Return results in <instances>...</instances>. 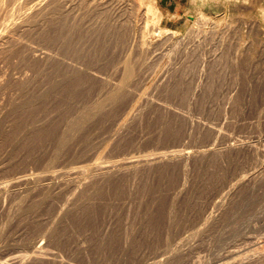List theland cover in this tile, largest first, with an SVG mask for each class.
Instances as JSON below:
<instances>
[{"label":"rangeland","instance_id":"rangeland-1","mask_svg":"<svg viewBox=\"0 0 264 264\" xmlns=\"http://www.w3.org/2000/svg\"><path fill=\"white\" fill-rule=\"evenodd\" d=\"M95 1L46 3L13 33L23 44L0 59V78L13 74L0 91V185L24 173L167 156L87 179L74 193L62 184L3 194L0 261L38 242L68 264H264V178L224 210L214 204L264 155V0ZM32 46L41 59L28 56ZM95 106L102 110L72 132L70 120ZM209 147L216 152L187 161L169 156Z\"/></svg>","mask_w":264,"mask_h":264},{"label":"bare ground","instance_id":"bare-ground-1","mask_svg":"<svg viewBox=\"0 0 264 264\" xmlns=\"http://www.w3.org/2000/svg\"><path fill=\"white\" fill-rule=\"evenodd\" d=\"M56 1H58V0H0V12H4V10L3 9H5L6 7H7V14L6 13H4V14H6V16L1 20V22H0V28H1V30H0V59H2L3 58V55L5 54V53H7V52H10L11 51V49H13L12 48V46L13 45H16L17 47L18 46H20V45H22L23 43H22V41L20 40V39H15L14 37V35H13V33L16 31V32H18L17 30H20L21 28H23L24 27V25L26 24V23H31L32 22V20H33V18H34V20L33 21H35V18H36V16H38V14H39V12H41V9H42V6L44 5V4H46V3H48V4H46V6H48V5H54V3L56 2ZM68 1V0H67ZM85 1H87V0H85ZM95 1V0H94ZM97 1V0H96ZM95 1V2H96ZM104 1V0H103ZM82 2H84V1H82ZM105 2V1H104ZM103 2V3H104ZM65 3V2H64ZM81 4V3H80ZM99 4H100V2H99ZM83 5H84V3H83ZM8 6H9V8H8ZM45 6V7H46ZM58 6V5H57ZM49 7V6H48ZM55 7V6H54ZM53 7V8H54ZM56 9V8H55ZM73 9V8H72ZM1 10H3V11H1ZM54 10V9H53ZM52 10V11H53ZM45 11V10H44ZM55 11V10H54ZM74 11V10H73ZM45 13H47V12H45ZM49 13V12H48ZM58 13V12H57ZM73 13V12H72ZM71 13V14H72ZM41 14V13H40ZM51 14V13H50ZM53 14V13H52ZM2 15V14H1ZM0 15V16H1ZM46 15V14H45ZM39 17H40V15H39ZM52 17V16H51ZM64 17V16H63ZM55 18V17H54ZM53 18V19H54ZM44 19V18H43ZM38 20V19H37ZM39 20H40V18H39ZM38 20V21H39ZM46 20V19H45ZM67 20V19H66ZM37 22V21H36ZM27 24V25H28ZM39 23L37 22V25H38ZM26 25V26H27ZM36 25V26H37ZM35 27V26H34ZM41 28V27H40ZM20 33V32H19ZM23 33H25V32H23ZM38 33V32H37ZM13 35V36H12ZM24 35V34H23ZM27 35V34H26ZM29 35V34H28ZM21 36H22V34H21ZM33 44V43H32ZM27 46H29V44L27 45ZM31 47V46H30ZM29 47V50H26V51H28V56H30V58H32V59H35V58H40L41 59V55H38V54H36L37 52H39V51H37V50H35V49H33V46H32V48H30ZM16 48V47H15ZM23 48V47H22ZM34 48H35V46H34ZM27 49H28V47H27ZM43 49V48H42ZM15 50V49H14ZM20 50V49H19ZM25 50V49H24ZM45 50V49H44ZM18 51V50H17ZM25 51V52H26ZM14 51H12V53H13ZM45 52L46 51H44L43 52V54H45ZM17 53V52H16ZM27 53V52H26ZM52 53V52H51ZM50 53V55H42V56H46V58H47V60L49 59V60H51L52 58H53V56H51L52 54ZM23 54V53H22ZM40 54V53H39ZM47 54V53H46ZM20 55V54H19ZM18 55V56H19ZM21 56H23V55H21ZM24 57H25V55H24ZM11 58V57H10ZM20 58H22V57H20ZM43 58V57H42ZM18 59V58H17ZM23 59H25V58H23ZM44 59V58H43ZM22 60V59H21ZM26 60V59H25ZM8 61V60H7ZM24 61V60H23ZM39 61V60H38ZM45 61V60H44ZM1 62H3V61H1ZM12 62V61H11ZM48 62V61H47ZM55 62V61H54ZM20 63H23V62H20ZM20 63H19V65H20ZM36 63V62H35ZM46 64V63H45ZM5 65H7L6 63H5ZM10 65V64H9ZM22 65V64H21ZM44 65V64H43ZM50 65V64H49ZM122 65V64H121ZM71 66V65H70ZM117 66V65H116ZM119 66V65H118ZM2 67V66H1ZM0 67V68H1ZM4 67H6V66H4ZM33 67V66H32ZM76 67V66H75ZM48 68V67H47ZM117 68V67H116ZM7 69V68H6ZM6 69H5V71H6ZM8 70V69H7ZM123 70L127 73V75H128V77H130V75H132V73H133V67H131L130 65H125V68H123ZM2 71V70H1ZM1 71H0V74H1ZM9 71V70H8ZM17 71V70H16ZM27 71V70H26ZM43 71V70H42ZM83 71V70H82ZM119 71V70H118ZM3 72H4V70H3ZM34 72V71H33ZM116 72H117V70H116ZM124 72V73H125ZM8 73V72H7ZM6 73V74H7ZM13 73H14V71H13ZM121 73V72H120ZM123 73V72H122ZM126 73L124 74V76L126 75ZM3 74V73H2ZM5 74V73H4ZM3 74V75H4ZM4 75L3 76V78L1 79L0 78V91L3 89V87L5 86V85H7V82L9 81V79H11L12 78V75L13 74H11V76L10 75ZM35 74V73H34ZM43 74V73H42ZM47 74V73H46ZM31 75H32V73H31ZM115 75V74H114ZM114 75H113V77H114ZM127 75H126V77H127ZM14 76H16V75H14ZM13 76V77H14ZM46 76V75H45ZM76 76V75H75ZM27 77V76H26ZM39 77V76H38ZM46 77H48V76H46ZM15 78V77H14ZM17 78V77H16ZM40 78V77H39ZM111 78V77H110ZM20 79V78H19ZM105 79V78H104ZM107 79V78H106ZM113 79V78H112ZM36 80V79H35ZM110 80V79H109ZM107 83V82H106ZM8 84H9V82H8ZM15 86V85H14ZM119 86V85H118ZM121 86V85H120ZM6 88V87H5ZM101 88H102V86H101ZM121 89V88H120ZM4 91H5V89H4ZM98 92V91H97ZM5 93V92H4ZM0 94H2V93H0ZM3 95V94H2ZM6 95V94H5ZM15 95V94H14ZM103 95V92H102V94H101V96ZM17 96V95H16ZM15 96V97H16ZM41 96V95H40ZM95 96V95H94ZM98 96H99V94H98ZM20 97V96H19ZM103 97V96H102ZM101 98V97H100ZM24 99V98H23ZM97 99H99V98H97ZM5 100V99H4ZM94 100V99H93ZM111 100V99H110ZM2 101V100H1ZM16 101V100H15ZM108 102H110V101H108ZM96 103V102H95ZM102 103V102H101ZM17 105V104H16ZM95 105V104H94ZM98 105V104H97ZM100 105V104H99ZM20 106V105H19ZM18 106V107H19ZM89 106V105H88ZM264 106V105H263ZM14 107V106H13ZM98 107L99 106H95L94 108H92V109H89V111L87 112V113H83V114H81V112H80V116H78L77 118H74V119H72V121L70 120V122H71V129H72V132H78V130L80 129V128H82V126L83 125H85V124H87L88 125V122L90 121V119L93 117V116H95L96 117V114H97V112H96V110L97 111H99V109H98ZM102 108H103V106H102ZM105 108V107H104ZM2 109H4V103L3 102H1L0 103V115H1V113H2ZM87 110V109H86ZM85 110V111H86ZM102 110V109H101ZM100 110V111H101ZM99 111V112H100ZM262 111V110H261ZM83 112V111H82ZM264 112V111H263ZM263 112H261V113H263ZM99 114V113H98ZM79 115V114H78ZM2 116V115H1ZM76 116V115H75ZM4 117V116H3ZM11 117V116H10ZM1 118V117H0ZM94 118V117H93ZM264 119V118H263ZM264 121V120H263ZM9 123V122H8ZM127 124V123H126ZM125 124V125H126ZM191 125V124H190ZM8 128V127H7ZM7 132V131H6ZM65 134V133H64ZM66 134H68V133H66ZM76 135V134H75ZM68 136H71V135H68ZM63 137V136H62ZM255 137V136H254ZM68 141V140H67ZM250 142V141H249ZM260 143V142H259ZM215 144V143H214ZM247 144V143H246ZM244 145V146H246L247 148H249V149H252V148H254V146L253 145H251L250 143L249 144H247V145ZM263 145V144H262ZM221 146V145H220ZM4 147V146H3ZM222 147V146H221ZM224 147V146H223ZM239 146H237V145H230L226 150H228V151H236V149L238 148ZM11 148V147H10ZM214 148V147H213ZM213 148H206L204 151H200V152H194L193 150L192 151H190L189 149V151L187 150H185V151H182V152H179V153H172V154H169V156H171V157H177L179 160H181V161H187V160H189L190 158H193L194 156H196V155H198V154H209V153H213V152H216V149H213ZM220 148V147H219ZM256 148V147H255ZM224 149V148H223ZM221 150V149H220ZM238 150V149H237ZM5 154V153H4ZM57 154V153H56ZM5 156V155H4ZM32 156V155H31ZM165 156H167V155H164V154H162L161 156L159 155L158 157H155V158H143V159H136V160H133V159H126V160H122V161H119L118 160V162L117 161H115V163H114V161H113V165H103V164H100V163H96V164H93L92 166H90V167H83V168H80V169H78V170H68V171H58L57 169V171H47V169L46 168H44V169H46V171H47V173H45V174H31V175H27V173L25 174L24 173V175H21V176H18V177H16L17 175H14L15 176V178H13V179H11V180H7V181H5V179H4V183H3V186H1L0 185V201L2 200V196H3V194L5 195V196H7V195H9V196H11L12 197V195H14V194H21V193H25V192H35V191H37V190H39V189H43V188H45V189H53V188H55V187H57V186H59V185H64V184H66L70 189H71V191L74 193V192H76L78 189H83V187L82 186H84L85 185V183H86V180L87 179H91V178H95V177H97V176H116V175H118V174H122V173H124V172H128V171H131V170H134V169H136V168H138V167H140V166H144V165H149V164H155V163H157V162H161L163 159H164V157ZM257 156V155H256ZM263 156V158L262 159H260V160H258V165L256 166L258 169H255V170H253V171H247L246 173V175H244V176H242L241 175V177L239 178V179H237L235 182H233L232 184H230V186L228 187L229 189L228 190H226V194L225 193H223V194H225V196H221L218 200H216V202L214 203L215 204V207L216 208H218L219 210H224L225 208H227V205H229V204H227V202H229V201H231V199L235 196V194H236V192H238V190L240 189V188H242V187H244V186H247V185H250L251 183H256V182H258L259 180H262L263 178H264V155H262ZM19 157V156H18ZM34 157V156H33ZM145 157V156H144ZM170 157V158H171ZM6 158V157H5ZM57 158V157H56ZM140 158V157H139ZM176 158V159H177ZM18 159V158H17ZM135 159V158H134ZM14 162V161H13ZM16 162V161H15ZM42 162V161H41ZM56 163V162H55ZM46 164V163H45ZM2 165V164H1ZM51 166V165H50ZM9 166H7V168H8ZM52 167V166H51ZM246 167H247V165H246ZM16 168V167H15ZM50 169V168H49ZM52 169H54V168H52ZM9 170H11V168L9 169ZM3 171V167H1L0 166V172H2ZM241 172V171H240ZM3 173V172H2ZM1 174V173H0ZM19 174V173H18ZM20 175V174H19ZM65 177H68V179H67V182L65 183L63 180H62V178H65ZM99 178V177H98ZM2 179H3V177H2ZM1 179V180H2ZM7 179H9V178H7ZM97 179V178H96ZM88 181V180H87ZM264 181V180H263ZM86 186H88V185H85V188H86ZM227 188V187H226ZM60 189V188H59ZM54 191V190H53ZM65 191V190H64ZM80 191V190H79ZM181 191V190H180ZM224 191V190H223ZM56 193V192H55ZM181 193V192H180ZM32 194V193H31ZM220 194H222V193H220ZM35 195V194H34ZM78 195H79V193H78ZM178 195V194H177ZM9 196H7V197H9ZM16 196V195H15ZM31 196V195H30ZM74 196H75V194H74ZM74 196H73V198H74ZM218 196H220V195H218ZM4 197V196H3ZM32 197V196H31ZM77 197V196H76ZM81 197V196H80ZM17 198V197H16ZM54 198V197H53ZM76 198H74V199H67V202H66V208H62V209H60V211H59V213H58V219H62L63 218V216H65L66 214H68L69 213V211L72 209V205H74L73 204V202H74V200H75ZM78 199V198H77ZM215 199V198H214ZM15 200V199H14ZM28 200V199H27ZM52 200V199H51ZM5 201V200H4ZM18 201V200H17ZM33 201V200H32ZM15 202V201H14ZM26 202V201H25ZM34 202V201H33ZM214 202V201H213ZM4 203V202H3ZM22 203V202H21ZM17 204L16 205V207H15V209L19 212L20 210H21V208H23L22 207V204ZM13 204V203H12ZM11 204V205H12ZM27 204V203H26ZM8 205V204H7ZM23 205H24V203H23ZM39 205V204H38ZM6 206V205H5ZM4 206V207H5ZM209 206V205H208ZM215 208V209H216ZM24 209V208H23ZM34 209V208H33ZM169 209H171V208H169ZM47 210V209H46ZM213 210V209H212ZM211 210V212H214V211H212ZM2 211V210H1ZM6 211V210H5ZM207 211V210H206ZM209 211V210H208ZM17 212V213H18ZM22 212V211H21ZM225 212V211H224ZM5 213V212H4ZM8 213V212H7ZM22 213H24V211L22 212ZM46 213V212H45ZM47 213H49V212H47ZM72 213V212H71ZM6 214V213H5ZM15 214V213H14ZM13 214V215H14ZM20 214V213H19ZM30 214V213H29ZM41 214V213H40ZM18 215V214H17ZM210 215H211V213H210ZM11 216V215H10ZM19 216V215H18ZM45 216V215H44ZM57 215H55V217H56ZM212 216V215H211ZM213 216H215V215H213ZM218 216V215H217ZM167 217V216H166ZM170 217H171V214H170ZM3 218V217H2ZM172 218V217H171ZM211 220L210 221H208V222H210V224L211 223H213L216 219H217V217H212V218H210ZM37 220V219H36ZM203 220V219H202ZM12 221V220H11ZM56 221H57V219H56ZM170 221H172V220H170ZM3 222V221H2ZM47 222V221H46ZM202 222V221H201ZM216 222V221H215ZM65 223V222H64ZM209 224V223H208ZM207 224V227H205V228H200V229H202L201 231L200 230H198L197 232L199 233V234H201V233H205L206 231H207V229H208V227L210 226V224L208 225ZM11 225V224H10ZM164 227V226H163ZM198 228V229H199ZM6 229V228H5ZM20 229V228H19ZM58 229V228H57ZM189 229V228H188ZM6 231V230H5ZM165 231V230H164ZM4 232V231H3ZM2 232V233H3ZM8 232V231H7ZM196 232V233H197ZM191 233H192V231H191ZM194 233V232H193ZM197 233V234H198ZM4 234V233H3ZM56 234V233H55ZM188 234V233H187ZM198 234V235H199ZM170 235V234H169ZM184 235V234H183ZM182 235V236H183ZM193 235V234H192ZM196 236V235H195ZM1 237H2V234H1V232H0V241H1ZM36 237V236H35ZM197 238H198V236H196ZM81 238H83V237H81ZM169 238V237H168ZM182 238V237H181ZM3 239V238H2ZM171 239V238H170ZM187 239V238H186ZM192 239V238H191ZM196 239V238H195ZM163 240V239H162ZM188 240V239H187ZM193 240V239H192ZM6 241V240H5ZM60 241V240H59ZM165 241V240H164ZM168 241V240H167ZM176 241V240H175ZM186 241V240H185ZM169 242V241H168ZM178 242V241H177ZM176 242V243H177ZM181 242V241H180ZM190 242V241H189ZM5 243V242H4ZM7 243V242H6ZM186 244V243H185ZM189 244V243H188ZM17 245V244H16ZM186 246V245H185ZM8 249H9V247H8ZM31 252L30 253H20V252H14V251H7V250H5L4 252H3V258H1V259H3V260H1L0 261V264H31V263H35V262H37L36 264H38V262H44L45 261V263H46V261L48 260H51L52 262H54L55 264H68L67 262H64V261H59V260H57V257H56V255H54L53 253H49L48 251H46V247L45 246H43L42 244L41 245H39V243L38 242H36V243H34L33 245H32V247H31ZM80 249H81V247H80ZM18 250V249H17ZM84 250V249H83ZM177 250H178V248H177ZM74 251V250H73ZM239 251V250H238ZM57 252H58V250H57ZM157 252V251H156ZM229 252V251H228ZM227 252V253H228ZM170 253V252H169ZM239 253V252H238ZM238 253H236L235 251H230L229 252V257H234V256H236ZM160 254V253H159ZM158 254V255H159ZM171 254V253H170ZM162 255V254H161ZM160 255V256H161ZM54 257V259H52ZM77 257V256H76ZM159 257V256H158ZM59 258V257H58ZM71 258V257H70ZM165 258V257H164ZM223 259V258H222ZM230 259V258H229ZM62 260V259H61ZM172 260V259H171ZM144 261V260H143ZM162 261V260H161ZM161 261L160 260H158V261H154V262H152V263H150V264H161ZM52 262H51V264H52ZM75 262V261H74ZM235 262H237V261H235ZM166 263V262H165ZM49 264V263H48ZM163 264V263H162ZM198 264V263H197ZM230 264H232V263H230Z\"/></svg>","mask_w":264,"mask_h":264}]
</instances>
